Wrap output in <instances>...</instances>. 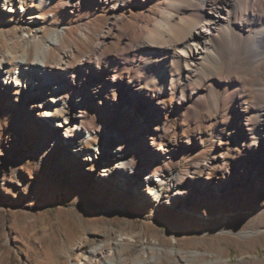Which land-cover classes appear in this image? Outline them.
Returning <instances> with one entry per match:
<instances>
[{
    "label": "rangeland",
    "instance_id": "obj_1",
    "mask_svg": "<svg viewBox=\"0 0 264 264\" xmlns=\"http://www.w3.org/2000/svg\"><path fill=\"white\" fill-rule=\"evenodd\" d=\"M25 1L26 9L18 7L0 26L1 35L11 36L15 19L20 25L36 14L45 32L59 26L70 29L66 42L77 38L78 59L90 56V71L80 69L78 60H73L71 76L62 77L58 88L44 93L48 104L41 109L58 115L68 112L72 128L81 115L88 129L83 146L99 142L105 147L110 142L108 132L122 133L114 144L121 147L122 156L112 159L106 154L89 164H77L65 146L66 129L61 130L62 137L41 129L40 117L31 114L36 107L32 100L25 105L27 99L21 95V90L27 91L25 86L11 85L10 92L0 87V264H67L86 251L78 243L85 235L93 237L87 231L95 226L102 227L110 246L124 233L137 234L136 243L174 246L180 254L165 260L167 264H264V142L244 145L242 134L249 133L244 123L251 112L255 117L251 108L254 89L264 77L247 67L246 58L237 63L225 59L222 69L212 68L207 78L196 83L203 87L185 92L183 99L178 93L167 113L158 114L146 104L147 110L142 109L150 118L146 122L141 113L136 117L142 102L128 100L120 83L139 71L140 62L124 52L132 41L131 26L142 12L150 7L156 10L157 0H127L128 5L120 0ZM117 15L121 17L115 21ZM97 44L101 46L95 51ZM19 45L17 39L13 49ZM114 74L124 80L119 76L113 80ZM81 77L84 86L78 81ZM87 81L93 86L86 87ZM53 96L62 97L64 106L54 109L47 99ZM78 96L84 104L76 107ZM153 136L172 152L166 161L157 160L149 150ZM216 153L224 155L220 159L224 169L232 172L234 187L225 196L201 195L190 173L195 172L194 178L206 185L209 172L202 165ZM121 158L137 166V178L129 179L131 187L143 185L139 182L145 171H154L157 178L169 172L182 176L179 190L183 193L178 195L177 207L154 205L140 197L136 204L111 189L101 191L100 182L88 175V167L98 165L101 178L105 167ZM169 186L170 182L164 183V200L171 197ZM122 191L124 197L130 193ZM138 254L140 247L119 253L116 259L133 263ZM217 258L226 263H215Z\"/></svg>",
    "mask_w": 264,
    "mask_h": 264
},
{
    "label": "bare ground",
    "instance_id": "obj_2",
    "mask_svg": "<svg viewBox=\"0 0 264 264\" xmlns=\"http://www.w3.org/2000/svg\"><path fill=\"white\" fill-rule=\"evenodd\" d=\"M43 1L39 0L40 3ZM120 1L128 5L127 0ZM156 5L158 7L156 10L150 7L146 12L138 15L139 17L134 16L137 23L130 29L132 41L124 51L132 61L140 62L136 66L139 73L136 71L134 77L128 78L126 83H120L124 86L123 94L128 100L133 98L142 102L143 108H136L137 119H139L138 113H141L145 121H149L150 118L143 111L146 109V104L151 105L159 112L158 114L167 113L169 105L175 103L178 93L183 99L185 92L203 87L200 82L198 85L196 83L207 78L212 68L222 69L226 65L225 59H229L230 63H237L240 59L246 58L247 67L258 71L264 77V0H157ZM0 6V26L3 27L6 18L18 12V7L20 11L26 9V1L0 0ZM133 12L132 10L131 15H134ZM119 15L115 17V21L119 20L121 17ZM28 18L20 25H17L19 19H15L16 28L11 36L0 34L1 89L10 92L11 85H16L19 89L25 86L27 91L21 90L22 99H27L25 105H30L32 100L36 107L32 108L31 114L40 117L41 121H38V124L41 129L48 128L53 136L61 135L59 137H62L61 130L66 129L63 136L67 137L68 145L65 143V146L67 150L69 148L70 156L77 164H89L96 157L99 159L101 155L106 154L112 159L122 156L119 153L121 147L114 145L116 141L122 139V133L108 132L107 140L113 144L112 146L108 141L105 147H100L99 142L95 145L83 146L88 129L81 115L76 116L72 128L68 112L58 115L50 112L49 109H41L48 104L44 101V93L58 88L57 82L61 81L62 77L71 76L73 60H78L77 66L80 69L85 72L90 71V56L83 55L80 59L77 58V38L75 37L72 42H66L70 34L69 28L59 26L51 32H45L44 27L39 25L40 16L33 14ZM20 30L25 32L18 35ZM43 38L47 40L46 43L43 42ZM17 39L20 41V48L15 51L13 47ZM100 46V44L95 45L94 50L97 51ZM252 72L249 71L250 74ZM118 76L121 81L124 80L118 74H114L112 79L116 80ZM75 81L77 82V79ZM78 81L85 85L82 77ZM86 84V87L93 86L89 81ZM30 87L34 88L31 92ZM93 89L96 90V86ZM254 93L256 95L251 108L255 112V117L252 118L251 112L244 123L249 133L245 131L242 133L245 139H243L244 145L250 147L261 140L264 142V82L256 86ZM47 99L52 101L56 110L64 106L62 97L53 96ZM83 104L81 97L78 96L76 107ZM246 111L250 112V110ZM72 117L75 115L72 114ZM241 119L243 120L242 116ZM152 120L154 121V116ZM241 129L243 130V125ZM150 144L152 148L149 150L157 160L166 161L170 157L172 152L169 148L158 144L154 136ZM216 154L213 160L202 165L203 170L209 172L206 185L203 186L198 177L194 178L195 172L190 173V179L201 195L225 196L234 187L233 174L224 169L220 159L224 155ZM98 167L96 164L90 165L88 175L100 182L101 191L107 193L111 189L113 191L111 193L125 200L132 199L136 204L139 203L137 198L140 197L154 205L167 204L177 207L178 195L183 193L179 189L184 179L178 173L169 172L162 178H157L154 171H145L139 182L143 185L131 187L129 179L135 180L138 173L134 161L121 158L114 162L112 167H105L101 178L97 175ZM165 182H170L167 191L171 197L168 200L163 199ZM122 189L130 193L124 197ZM187 208L185 206V209ZM87 232L93 234V237L85 235L86 239L78 243L81 247H85L86 251L73 257L67 264H120V262L121 264H167L165 260L171 259L174 254H180L174 246L164 248L156 242L136 243L134 238L137 234H120L118 239L114 240L113 246H110V242L104 239L102 227L95 226ZM137 247L141 248V254H138L133 263L125 259L117 262L116 257L119 253L124 251L131 253ZM194 254L204 255L199 252ZM180 257L183 260L185 256ZM216 262L226 263V260L217 258Z\"/></svg>",
    "mask_w": 264,
    "mask_h": 264
}]
</instances>
